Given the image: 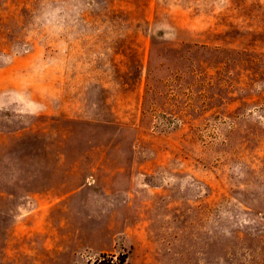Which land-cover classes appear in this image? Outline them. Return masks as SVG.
<instances>
[{
  "label": "rangeland",
  "instance_id": "374dc122",
  "mask_svg": "<svg viewBox=\"0 0 264 264\" xmlns=\"http://www.w3.org/2000/svg\"><path fill=\"white\" fill-rule=\"evenodd\" d=\"M264 264V0H0V264Z\"/></svg>",
  "mask_w": 264,
  "mask_h": 264
},
{
  "label": "trees",
  "instance_id": "16d2710c",
  "mask_svg": "<svg viewBox=\"0 0 264 264\" xmlns=\"http://www.w3.org/2000/svg\"><path fill=\"white\" fill-rule=\"evenodd\" d=\"M105 257L106 256L104 255L102 258L95 260L93 264H115L112 258H105Z\"/></svg>",
  "mask_w": 264,
  "mask_h": 264
}]
</instances>
